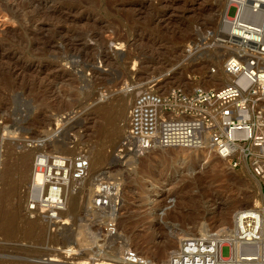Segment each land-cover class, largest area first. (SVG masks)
<instances>
[{
    "label": "rangeland",
    "instance_id": "1",
    "mask_svg": "<svg viewBox=\"0 0 264 264\" xmlns=\"http://www.w3.org/2000/svg\"><path fill=\"white\" fill-rule=\"evenodd\" d=\"M228 4L0 0V264H127V250L137 253L138 264H161L185 237L229 232L234 213L259 199V182L248 170L229 168L206 148H153L118 158L125 119L105 123L102 113L126 114L119 97L130 104L154 81L162 92L216 86L202 76L210 68L219 73L225 53L218 63L206 58V67H180L194 51L192 40L207 47V32L218 28ZM233 14L230 7L227 15ZM181 70L183 79H174ZM34 149L83 153L89 166L92 161L81 189L70 191L59 214L64 225L55 231L25 213L34 157L25 159L27 167L24 158ZM104 172L122 183L113 237L104 235V217L90 208L95 180ZM221 254L227 257L229 246Z\"/></svg>",
    "mask_w": 264,
    "mask_h": 264
},
{
    "label": "built area",
    "instance_id": "2",
    "mask_svg": "<svg viewBox=\"0 0 264 264\" xmlns=\"http://www.w3.org/2000/svg\"><path fill=\"white\" fill-rule=\"evenodd\" d=\"M228 1L222 37L213 38V32L206 31L211 45L221 43L227 53L222 71L228 80L210 88L176 86L162 92L152 82L139 89L127 109V126L116 153L122 158L124 153L143 154L153 148H206L229 168L248 170L259 182V199L234 213L229 238L215 231L185 237L161 264H264V0ZM230 7L232 17L227 15ZM88 168L89 159L83 153L73 157L37 154L25 213L51 231L64 225L59 214L66 206L65 191L81 189ZM94 185L90 208L104 217V235L113 237L122 183L104 172ZM224 245L229 246L227 257L221 254ZM123 260L141 263L130 250Z\"/></svg>",
    "mask_w": 264,
    "mask_h": 264
},
{
    "label": "bare ground",
    "instance_id": "3",
    "mask_svg": "<svg viewBox=\"0 0 264 264\" xmlns=\"http://www.w3.org/2000/svg\"><path fill=\"white\" fill-rule=\"evenodd\" d=\"M33 1H35V0H33ZM35 3H38V2H35ZM225 16V15H224ZM224 18V17H223ZM223 18L220 20V22L218 23V28L217 29H215L214 30V38H219V37H222V35H223V33H224V28H223V25H222V21H223ZM218 36V37H217ZM206 38V37H205ZM203 40H204V38H202ZM210 41L211 40H209V43H202V46L204 45H207V47H205L204 49L203 48H201V45H197V43L194 41V40H192V44L191 43H189V45H188V47L189 48H191V50L193 51V48H194V51L193 52H191L190 51V49H189V51L187 52V60H186V62H181L182 64H183V66L181 65V67H180V69H187L188 68V66H189V63H191L192 62V66H194L193 68L194 69H196L198 66H205L206 67V65L209 63V61H207V59L206 58H210V60H212L214 63H218L219 62V60L222 58V55H223V53H225L224 51H222V48H221V43H217L215 46L214 45H211V43H210ZM226 55H227V53H225ZM204 55H206L205 57H204ZM225 55V56H226ZM199 56H202L203 57V59L202 60H200V61H198V59H200V57ZM178 64V63H177ZM179 65V64H178ZM177 65V66H178ZM178 67V68H179ZM177 70V69H176ZM183 70H181L180 72H177L176 73V75L174 74V79H176V80H180V79H183ZM202 78H204L205 80H204V82L206 83V84H213V85H216V86H213V87H218V86H220V85H222L223 83H225L227 80H228V78H229V76L228 75H226V74H224V72L222 71V68H221V70H220V72L219 73H217V72H210V70L208 71V72H206L205 73V75L204 76H202ZM159 79V78H158ZM190 79L192 80L193 78L190 76ZM195 79V78H194ZM193 79V80H194ZM187 80V79H186ZM160 81L161 82H164V81H166V79L165 78H160ZM155 82V81H154ZM174 82V81H173ZM170 83V82H169ZM190 83H192L191 81H189V79L187 80V82H185L184 84H190ZM156 85H157V83H155ZM164 84H165V82H164ZM168 84V82L165 84V85H167ZM219 84V85H218ZM148 86V85H147ZM195 86H197V85H195ZM142 87V86H141ZM143 88V87H142ZM208 88H210V87H208ZM134 91H135V89H134ZM138 91V90H137ZM133 92V91H132ZM126 95V94H125ZM127 97V96H126ZM126 97L125 96H120L119 98H120V101H121V103H122V106L124 107V106H128L129 107V102H128V99H126ZM134 97V96H133ZM116 102H118V101H116ZM119 103V102H118ZM117 103V104H118ZM116 104V103H115ZM98 105H100V104H98ZM102 105H104V104H102ZM98 107H100V106H98ZM128 107H127V109H128ZM108 108V107H107ZM99 109V108H98ZM106 109V108H105ZM109 109H111V107L109 108ZM114 109V108H113ZM125 109V108H124ZM103 110H104V108H103ZM102 110V111H103ZM101 111V110H100ZM99 111V112H100ZM108 112L107 113H105V112H102L103 113V118L105 119V123H106V121L108 122V123H111V121L113 120V119H118V118H124L125 120H124V122L121 124L122 126H123V124H125V126H127V117H125V115L127 114V112H126V114H124V112H118L117 111V113H116V111H115V113L116 114H111V110H107ZM106 115H105V114ZM127 116V115H126ZM95 120V119H94ZM119 120V119H118ZM121 121H123V119L121 120ZM119 123H120V120L118 121ZM119 123L117 124V125H119ZM116 125V124H115ZM120 126V125H119ZM118 127V126H117ZM121 127V126H120ZM123 130V129H122ZM101 131V130H100ZM102 131H103V129H102ZM114 132H117L118 133V131H114ZM117 133H116V135H117ZM119 134H120V132H119ZM114 135H115V133H114ZM107 144V143H106ZM97 146V145H96ZM24 149V148H23ZM201 149V148H200ZM208 150V149H207ZM36 150L34 149V150H32V151H30V152H28V153H26V157L24 158V164H25V166L27 167L28 166V163L26 162V161H28V160H25L26 158H29L28 156H30L31 154L33 155V157H35L37 154H39V153H37V152H35ZM80 151V150H79ZM210 152V151H209ZM101 154V153H100ZM97 158H98V156H97ZM100 158V157H99ZM95 159H96V157H95ZM95 161V160H94ZM98 160L96 159V162H97ZM101 161V160H100ZM91 163H92V161H91ZM90 163V166H89V168H88V173L92 170V164ZM94 163V162H93ZM100 163V162H99ZM103 163V162H102ZM98 166V165H97ZM34 173H32V175L31 176H33V179H31L32 181L34 180V175H33ZM35 179H37V180H39L40 178H39V176L37 175L36 177H35ZM31 181V182H32ZM72 190V188H70V189H67L66 191H65V198H66V204H67V202L69 201V193H70V191ZM73 196V195H72ZM14 200V199H13ZM9 206V205H8ZM11 206V205H10ZM4 207V206H3ZM5 208H7V207H5ZM6 210V209H5ZM14 211V210H13ZM12 213V212H11ZM13 213H15V212H13ZM12 213V214H13ZM61 213V212H60ZM4 214V213H3ZM5 214H8V213H5ZM10 214V213H9ZM8 214V215H9ZM14 215H16V214H14ZM4 217H5V215H4ZM3 217V218H4ZM9 217H11L10 219H14V217L10 214L9 215ZM8 216L6 217L7 219L9 218ZM10 219H8V221L10 222H12V220H10ZM5 220V219H4ZM3 220V221H4ZM6 221V220H5ZM27 222V221H26ZM34 223V222H33ZM27 229V228H26ZM35 230V229H34ZM22 231V230H21ZM32 231V230H31ZM219 233V232H218ZM14 234V233H13ZM222 237H224V238H229L231 235H232V228H231V230L229 231V232H221V233H219Z\"/></svg>",
    "mask_w": 264,
    "mask_h": 264
}]
</instances>
